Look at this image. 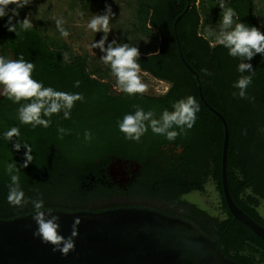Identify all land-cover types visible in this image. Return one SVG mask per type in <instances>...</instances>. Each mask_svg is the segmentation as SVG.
<instances>
[{"label": "trees", "instance_id": "1", "mask_svg": "<svg viewBox=\"0 0 264 264\" xmlns=\"http://www.w3.org/2000/svg\"><path fill=\"white\" fill-rule=\"evenodd\" d=\"M128 1L134 10L128 34L151 36V42L139 48L141 71L169 83L163 94L129 96L114 92L111 84L103 81L111 73L110 68L90 69L87 57L72 54L68 45L54 40L43 27L33 24L27 31L18 28L16 35L3 27L7 17L0 20V46L5 53L8 50L12 59L22 55L33 62L32 77L45 87L78 92L84 97L75 102L70 119H64L61 112L52 117L50 127L35 129L19 125V105L0 97V132L19 126L21 137L33 147L34 160L19 172L24 198L36 199L42 194L47 207L63 211L146 206L180 215L195 221L238 264H254L256 255L264 253V240L227 208L221 187L223 125L201 100L197 80L181 60L175 33L185 60L198 74L205 100L227 121L230 195L262 226L264 215L257 209L264 202V58L257 54L251 60L255 74L248 88L250 99L234 97L232 82L240 75L236 71L238 61L228 55L227 49L212 45V38L203 31L204 23L220 26L223 11L219 0ZM188 4L174 29L175 18ZM225 4L242 22L262 31L264 8L259 13L261 24L253 0H225ZM27 12V6L21 9L19 19ZM76 81L79 87L74 86ZM188 95L197 98L201 110L193 129L175 142L154 135L150 129L139 142L129 141L116 127V120L134 111V105L150 108L158 116ZM58 127L67 130L62 139ZM86 129L93 134L91 142L83 139ZM117 158L140 165L125 188L108 173L109 164ZM8 160L22 165L23 149L16 152L11 143L0 140V219L5 220L33 212L30 203L14 206L8 201L10 177L4 171ZM237 170L243 179L237 177ZM207 183L218 194L219 215L183 198L193 190H202Z\"/></svg>", "mask_w": 264, "mask_h": 264}, {"label": "clouds", "instance_id": "2", "mask_svg": "<svg viewBox=\"0 0 264 264\" xmlns=\"http://www.w3.org/2000/svg\"><path fill=\"white\" fill-rule=\"evenodd\" d=\"M30 3L31 0H0V20L7 17L3 24L7 31L17 35L18 28L27 31L34 26L29 16L19 19L20 10ZM10 5L12 7H9ZM218 5L223 11L219 31L209 32L208 36L214 39L216 45L227 49L228 55L238 61L236 71L240 75L232 82V87L236 89L232 95L239 99H250L248 88L255 74L251 60L257 54L264 58V31L242 22L234 9L226 7L225 0H219ZM111 14V6L106 5L102 13H97L89 20L87 28L96 34L102 33L99 40L92 42L91 47L93 50H100L99 57L109 66L120 92L129 96L143 94L147 85L142 82L140 75L139 48L116 37L109 40V34L113 30L109 27ZM62 23V20H56L60 35L67 37L69 33L62 27ZM34 68V63L26 61L22 55L18 59L0 56V97L19 105L16 110L19 125H30L33 129L48 128L52 124V117L61 112L64 119H70L75 102L83 101V95L56 90L51 86L45 87L42 81L32 77ZM79 84L80 82L76 81L74 86L79 87ZM133 108L134 111L125 113L115 123L117 129L124 134V139L135 142H139L149 129L154 135L161 136L170 143L175 142L178 137L187 136L193 129L198 119L197 114L201 110L199 101L193 95L174 101L171 110L165 108L158 116L150 108L145 110L135 105ZM57 131L61 139L67 134L63 127H58ZM83 139L85 142H91L92 132L86 129ZM0 140L11 143L16 152L23 149L22 165L18 166L15 160H8L4 164V171L10 177L9 203L14 206L30 203L34 213L32 219L36 224L33 236L43 244L51 245L53 252L59 251L62 255H67L70 250H74V238L79 231L80 218H74L71 234L65 236L60 231V216L54 215V210L46 206L42 194L36 199H25L19 172L34 160L33 147L27 139L21 137L19 126L0 132ZM236 174L239 179H243L239 170ZM257 211L264 215V210L258 208Z\"/></svg>", "mask_w": 264, "mask_h": 264}, {"label": "water", "instance_id": "3", "mask_svg": "<svg viewBox=\"0 0 264 264\" xmlns=\"http://www.w3.org/2000/svg\"><path fill=\"white\" fill-rule=\"evenodd\" d=\"M188 7L189 4L175 18L174 29ZM175 36L181 60L197 80L201 100L223 125L221 187L227 208L237 220L264 240V226L240 209L229 192L226 173L227 121L205 100L198 74L185 60L176 33ZM126 164L132 171L140 168L136 162L117 159L109 164L108 173L123 179ZM53 210V214L61 218L60 231L65 236L71 234L74 218H80L74 250L62 255L59 251L53 252L51 245L43 244L34 237L32 233L36 224L32 219L34 213L31 212L12 219H0V264H238L226 256L195 221L180 215L167 214L146 206L102 211Z\"/></svg>", "mask_w": 264, "mask_h": 264}, {"label": "rangeland", "instance_id": "4", "mask_svg": "<svg viewBox=\"0 0 264 264\" xmlns=\"http://www.w3.org/2000/svg\"><path fill=\"white\" fill-rule=\"evenodd\" d=\"M128 0H31L27 6L29 16L33 24L39 28H45L47 34L54 40L61 44L69 46L72 54H79L87 57L89 68L104 67L109 68L100 59V50L92 49V42L99 40L102 33H94L87 28L90 19L97 13H102L106 5H110L112 9L111 18L109 20V27L112 30L109 34V40L114 37L121 39L122 42H128L130 45H135L138 48H143L146 44L151 42V36L140 34H128L131 30V22L133 21V7ZM255 4L256 17L261 23L259 13L264 8V0H253ZM11 6V5H10ZM12 7V6H11ZM63 21L62 27L69 33L67 37L60 35L56 20ZM262 24V23H261ZM219 25L213 26L209 23L203 24V31L209 32L219 31ZM262 31H264V24H262ZM124 40V41H123ZM212 45L215 44L212 39ZM6 54V55H5ZM0 56L6 59H12L8 50L5 51L0 46ZM142 82L147 85V90L144 92L148 95H160L165 93L169 88V83L161 81L147 72H140ZM103 81L109 82L112 86V91L119 92L116 78L109 73L103 78ZM183 198L198 204L209 212L219 215L218 210V194L211 183L204 185L202 190H193L183 196ZM264 210V203L260 206Z\"/></svg>", "mask_w": 264, "mask_h": 264}, {"label": "flooded vegetation", "instance_id": "5", "mask_svg": "<svg viewBox=\"0 0 264 264\" xmlns=\"http://www.w3.org/2000/svg\"><path fill=\"white\" fill-rule=\"evenodd\" d=\"M117 159L122 160V161H129V160H123V159H120V158H117ZM138 170L137 171H132L131 167H129L126 164L125 167H124V171L126 172V174H125V176H123V179H121V177L119 175L116 176V177L115 176H111V175L110 176L112 177V179L115 182H118L119 185L124 186V188H125L126 187V183L130 182V180L135 177V173H137ZM263 203L264 202H260L258 208H260V206H262ZM254 264H264V253L262 255H258V254L256 255V260L254 261Z\"/></svg>", "mask_w": 264, "mask_h": 264}]
</instances>
